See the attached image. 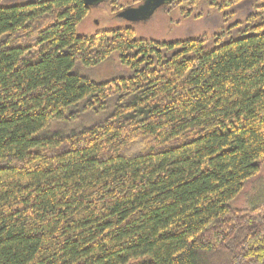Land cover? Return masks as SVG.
I'll list each match as a JSON object with an SVG mask.
<instances>
[{
  "label": "trees",
  "instance_id": "obj_1",
  "mask_svg": "<svg viewBox=\"0 0 264 264\" xmlns=\"http://www.w3.org/2000/svg\"><path fill=\"white\" fill-rule=\"evenodd\" d=\"M2 1L0 264H264V201L235 205L264 168V0H173L244 7L212 47L78 35L81 0ZM124 1L105 3L143 0ZM111 59L129 74H83Z\"/></svg>",
  "mask_w": 264,
  "mask_h": 264
},
{
  "label": "rangeland",
  "instance_id": "obj_2",
  "mask_svg": "<svg viewBox=\"0 0 264 264\" xmlns=\"http://www.w3.org/2000/svg\"><path fill=\"white\" fill-rule=\"evenodd\" d=\"M29 0H3L2 5H12ZM220 1V0H218ZM129 2L125 0L124 3ZM127 6V5H126ZM236 9L237 15H230V11L225 13L216 8L204 5L193 11L191 15L182 13L180 9L169 11L158 9L153 16L144 22L131 23L120 18L114 17L111 9L106 3L102 2L97 7L90 9L86 18L77 26L78 35H93L98 32L130 27L135 32L138 39H147L157 42H174L205 36L209 39L208 46H214L215 35H219L230 27L236 20L243 19L246 10ZM226 15V16H225ZM84 75L94 80H107L115 76L128 75L129 72L123 66L117 63L116 59L104 63L95 69H84ZM92 118L83 116L78 124L68 126H55L53 129L66 131L77 126L91 123ZM94 121V120H92ZM264 201V168L263 170L246 186L244 192L236 200L235 205L248 209L252 205ZM264 217V208L259 213Z\"/></svg>",
  "mask_w": 264,
  "mask_h": 264
},
{
  "label": "water",
  "instance_id": "obj_3",
  "mask_svg": "<svg viewBox=\"0 0 264 264\" xmlns=\"http://www.w3.org/2000/svg\"><path fill=\"white\" fill-rule=\"evenodd\" d=\"M87 7L94 8L106 0H81ZM173 0H143L136 7H125L117 13V18L127 22L136 23L148 20L153 14L162 8H166Z\"/></svg>",
  "mask_w": 264,
  "mask_h": 264
},
{
  "label": "flooded vegetation",
  "instance_id": "obj_4",
  "mask_svg": "<svg viewBox=\"0 0 264 264\" xmlns=\"http://www.w3.org/2000/svg\"><path fill=\"white\" fill-rule=\"evenodd\" d=\"M138 6V5H137ZM126 7H136V6H131V5H128V6H126ZM162 9H165V8H162Z\"/></svg>",
  "mask_w": 264,
  "mask_h": 264
}]
</instances>
